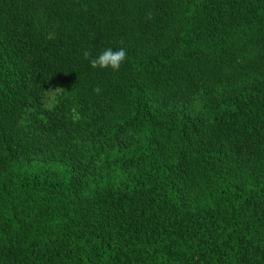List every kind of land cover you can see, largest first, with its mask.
<instances>
[{
  "label": "trees",
  "instance_id": "1",
  "mask_svg": "<svg viewBox=\"0 0 264 264\" xmlns=\"http://www.w3.org/2000/svg\"><path fill=\"white\" fill-rule=\"evenodd\" d=\"M0 264H264V0H0Z\"/></svg>",
  "mask_w": 264,
  "mask_h": 264
},
{
  "label": "clouds",
  "instance_id": "2",
  "mask_svg": "<svg viewBox=\"0 0 264 264\" xmlns=\"http://www.w3.org/2000/svg\"><path fill=\"white\" fill-rule=\"evenodd\" d=\"M83 58L89 61L90 67H92L93 69H111L113 72H116L119 71L122 63L126 60V51L123 48H120L115 51L109 48L102 51V53L98 56L93 57L90 51L85 50L83 52ZM60 90H62V88H56L52 91L56 92ZM93 91L99 94L101 89L97 86L93 89Z\"/></svg>",
  "mask_w": 264,
  "mask_h": 264
}]
</instances>
